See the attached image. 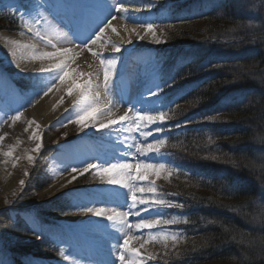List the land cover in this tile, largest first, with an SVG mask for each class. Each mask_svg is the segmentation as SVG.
<instances>
[{
  "label": "trees",
  "instance_id": "16d2710c",
  "mask_svg": "<svg viewBox=\"0 0 264 264\" xmlns=\"http://www.w3.org/2000/svg\"><path fill=\"white\" fill-rule=\"evenodd\" d=\"M169 10L161 95L176 100L167 123L180 127L168 132L164 150L177 161L180 172L161 180L158 190L166 199L174 196L185 205L189 222L180 225L186 239L172 252L168 264H264V228L249 224L259 212L258 198L264 193V173L258 167L264 163V81L258 78L264 71V52L240 48L246 43L248 47L249 37L260 29H252V19L241 13L234 0H185ZM189 27L207 41H248H231L224 53L205 54L200 48L181 46ZM2 29L16 32L19 27L8 16H0ZM249 68L253 74L247 73ZM210 116L215 121L208 120ZM252 162L257 165L255 171ZM225 185H235V190L229 193ZM44 205L55 214L64 215L67 210L61 199ZM17 222L26 228L19 234L22 239L31 234L21 220ZM157 246L147 245L148 251H159ZM13 250L18 261L29 253L45 259L57 256L46 237L24 241Z\"/></svg>",
  "mask_w": 264,
  "mask_h": 264
},
{
  "label": "snow or ice",
  "instance_id": "6c2138e0",
  "mask_svg": "<svg viewBox=\"0 0 264 264\" xmlns=\"http://www.w3.org/2000/svg\"><path fill=\"white\" fill-rule=\"evenodd\" d=\"M140 2L141 0H103V2L93 0V2L69 5L54 0L48 6L51 11L59 13L62 9L70 8L72 10L71 18L64 25L68 28V32L65 34L68 37L66 43L71 47H58L50 39L41 36L39 30L35 31V35L45 41L53 50H39L35 49L34 45H25L26 48L34 49L31 59L41 61V66L34 71L54 75L50 86L46 90L41 88L40 91L43 92L44 96H48L53 89L58 92L66 89L68 96L73 97L71 102L72 115L75 117L76 124L80 126L81 132L90 127L97 131H103L112 129L116 125H127L123 127V131L137 133L143 139L142 143L137 142L129 145V150L125 151L122 156L110 158L116 162H110L107 158L101 161L100 157H76L72 146H68V150L64 154L70 163L78 162L83 165L82 168H71L68 173L71 179L67 183L70 184L78 176L89 172V170H94L101 178L107 176V183L118 185L127 190L126 192L115 190L105 192L71 189L60 193L69 201L71 207L93 213L97 217H103L109 222L104 227L114 230L107 234L111 241H115L108 244L107 253L109 256H114V259L99 261L98 264H150V262L159 264L160 261H163V264H168V258L172 255L171 250H175L177 245L186 239L181 231L172 230L170 226L189 222L186 217L182 219L178 215H173L171 218L166 217L164 210L183 209L185 205L175 200L166 199L164 194L158 190V185L153 179V177L159 178L161 175L168 179L174 173L179 174L180 172V166L176 165L175 162L168 161L163 151L168 144V132L172 130V127H180L179 123L174 126L167 123L172 119L170 111L176 100L161 95L163 89L160 83H154L145 88V92L151 99H145L142 94L134 100L127 99L123 91L120 90V85L114 81V77L118 75L117 66L121 58L106 55V53H120L125 45L133 43V37L143 40L144 35L142 33H151L157 43L162 42L157 36L158 26L156 24L151 22L139 23L141 17L138 14L151 11L157 7L155 0H143V7H136L135 5ZM19 7H23V5ZM19 7L16 8V11H19ZM241 7L248 6L241 5ZM251 7L254 8L256 5L253 4ZM259 7L264 13V0H261ZM25 11L30 16L32 9L26 8ZM113 12L118 15H114ZM36 15L45 19L39 12ZM23 17L24 14L22 13V21ZM116 21H123V23L117 27V24L114 23ZM129 22L133 24L132 27H129ZM35 23H39V21L37 20ZM24 26L29 32L33 31L31 22L24 21ZM122 32L127 34L126 39ZM110 33L119 39H111ZM106 40L108 41L107 46ZM258 40L264 41V16L261 18L259 34H254L251 42L256 43ZM76 41L79 43L77 44ZM11 43L16 44L18 42L11 41ZM85 53H90L94 60L98 61V65L93 71H79L77 75L82 78V81L78 83L77 76L69 77V73L77 71L79 64L77 63L73 67V62ZM12 55H16L15 50H12ZM85 62L87 63V61ZM19 67L20 65L17 64V68ZM88 67L91 69L92 65L89 63ZM246 71L248 74H253L252 68L246 69ZM258 78L264 81V71L260 73ZM33 80L35 81L37 78L34 77ZM93 88L97 90L93 92ZM116 90H120V95H117ZM58 104H63V97L59 99ZM124 104H127L128 107L123 109V114H119ZM136 105L140 106L137 107ZM114 109L116 110L115 115L113 114ZM64 111L67 113L68 109ZM23 116L24 113L17 110L15 115L10 116L8 120H11L12 125H15ZM207 119L215 121L216 117L210 116ZM8 120L2 122L8 123ZM25 122L28 125L24 129L25 132H28L33 125L36 128L40 127L34 118L26 119ZM69 122H72L71 119ZM6 136L8 133L0 135V142L4 141ZM29 138L35 142V148L32 151L38 154L42 148L41 135L33 131ZM149 138H151V142H149ZM211 142L209 139V143ZM14 147L15 145H9L8 151L4 152L3 155L13 157ZM132 148H135V151H131ZM129 156L135 163L128 160ZM206 158L218 159L217 156ZM18 159L20 158L14 157V161ZM27 159L29 163H34L36 156L28 155ZM89 160L99 162H88ZM153 160L156 162H151ZM13 166H15V162ZM258 167L264 173V163ZM256 168L257 165L252 162L251 170L255 171ZM64 172H68L67 164L57 174L63 175ZM24 175H29L27 169H25ZM25 184L24 179L19 180L20 191L13 193L17 199L23 197ZM61 187L63 188L65 185H61ZM224 187L229 193L235 190V185H225ZM6 203L12 202L6 201ZM96 203H118V207L108 210L87 206ZM259 207L262 211L259 216H253V220L264 222V203H261ZM121 208L127 210L121 211ZM130 216L136 217L137 222L134 224L129 222ZM34 223L36 224L32 228L34 237L36 239L45 237L47 235L45 229L38 224V221H34ZM145 231H147V236L144 235ZM232 238L233 240L236 239L235 236ZM131 241H138L139 245L134 246ZM241 242H243L242 238ZM59 243H64V241ZM150 244H159L162 251H148L147 245ZM261 251L264 252V242L261 243ZM60 256L66 261L70 258L63 249L60 250ZM73 264H78V262L73 260Z\"/></svg>",
  "mask_w": 264,
  "mask_h": 264
},
{
  "label": "rangeland",
  "instance_id": "374dc122",
  "mask_svg": "<svg viewBox=\"0 0 264 264\" xmlns=\"http://www.w3.org/2000/svg\"><path fill=\"white\" fill-rule=\"evenodd\" d=\"M166 1L167 0H162L161 2L160 0H155L157 7L151 10V17L148 20L149 22L154 23L158 26L157 36L159 39H161L162 42L157 43L153 37L149 39L144 38L148 45L153 43L156 46L155 50H145L140 54L135 55L134 58H129V55L133 53L138 47V44H134L127 53V58L125 59L126 66L124 69L125 76L122 80V84L124 85V90L126 92L125 97L127 99H129V94L132 92V90L134 88H137V80L134 81L132 77L130 78L126 74L128 70H133L132 64L135 61L142 62L141 66H143L145 65L146 57L154 56L156 74H158V76L160 74V67L163 63V56L161 53L166 48L165 26L168 24L170 18L169 6H163L164 2ZM234 1L238 3L241 13H243L244 16H246L248 19H252V21L250 20V25L252 29L259 30L261 28V18L262 16H264L259 13V5L261 0ZM81 2H93V0H81ZM95 2H100V0H95ZM253 4H255L256 7H251V5ZM20 5H23V7H19ZM241 5H247L248 7H241ZM48 6L49 3L44 0H0V16H8L10 20L14 21V26L16 25L22 28L17 33L11 34H22L28 38V41L16 44L20 48L26 50L30 49V52H34V49L25 47V45H28L30 43L36 46L35 49H51V47L47 45L45 41L41 40L35 35L36 30H39L41 36H44L50 39L51 41L55 37L60 39L61 43L63 41L65 42V38L61 36L60 30L61 32L66 34L68 32V28L61 25L57 20H54V23H51L53 20V13ZM17 7H19V11H16ZM26 8L32 9L30 16L26 13ZM37 12H39L41 16H43L45 19H41L40 16H37ZM22 13L24 14L23 21L21 19ZM37 20L39 21V23H35V21ZM24 21L31 22L33 27L32 32H29L24 26ZM191 28L192 27H189V29L187 30L188 32L181 41V46L185 49L200 48L201 50H204V52H207L205 54L217 52L224 53L230 43H240L242 40H249L250 43L248 47V43H246L240 46V48L246 46V49L250 50L251 47H254V51L262 50L264 52V41L258 40L256 43L251 42L254 35L249 37L248 40L243 38L240 40L233 39L225 41L227 39H212L211 41H207L204 37L200 36L195 30ZM4 31L10 33L7 30ZM224 42L230 43L224 44ZM21 68L22 67L17 68V63L12 62L11 60H9L8 57L0 55V133L7 124L3 123L2 121L8 120V118L11 116L10 108H13L15 112L17 110L23 112L24 110L33 107L43 96V92L40 91V89L43 88L46 90V88L50 86V82L54 79L53 74L40 73L34 70L32 71ZM152 69L153 66L151 67V70ZM133 72H135V70L132 71V73ZM19 75H30V77L28 78V81H24L22 77H19ZM34 77L37 78V80L34 81ZM142 77L143 76H141V79ZM137 90L139 89H136V91ZM37 92H39V94H37ZM65 101H69L68 95H66ZM71 121V123L68 120L62 125L49 127L43 132L41 140L42 148L36 156L35 162H28L25 164L24 167L28 170L29 175H23L22 177V179L26 181L23 190V197L17 199V197L13 195V193H19L20 191L19 182L15 184L5 194H2L0 196V262H2V264H73V260L78 262V264H82L81 262H83L78 259L79 256L77 255L76 251L80 249L82 245L74 238L75 233L72 232V229L70 227H68V224L70 223L65 218L67 216H71L73 214V210H75L79 213H82V215L79 217V220H83V218L87 216L86 212L70 206L71 211L67 212L66 216L56 215L55 211H50L46 209L48 207H46L47 205L45 206L44 204L49 200L57 198H63L67 200L66 198L61 196L60 193L67 192L71 189L90 190L89 185H81L82 188L76 187L79 184V179L81 177H87V179L90 180L94 179L96 183H102L108 177L105 176L101 178V176L96 171L89 170V172L78 176L77 179L72 183H67L63 191L58 193L57 195H50L46 192H43V190L47 188L59 176L57 172L54 171V160L56 158H61L65 161H68L64 154L68 150L67 147L71 146L73 142L81 141L86 144L89 153L93 157H100L101 161L106 158L110 159L111 156H113L114 154L118 155L119 152L118 150H116V148L113 149L111 152L102 151V143L107 140V136L111 135V133L109 132L115 126L112 129H106L103 131H97L96 129L88 128L81 132L79 130L78 124H76L75 122V117H71ZM65 133H67V135H65ZM149 142H151V139L149 140ZM163 151L166 154V158L168 161L177 163V161H175L174 158L167 154L165 150ZM74 156L78 157L76 153H74ZM110 162H113V160H111ZM151 162L156 161L153 160ZM71 163L73 164V162ZM72 167H70L68 171H71ZM153 179H155L156 184L158 186L161 180H166L164 175H161V177L159 178L153 177ZM258 199L259 200L257 202V206L259 207L261 203H264V193L262 195L260 194ZM172 200L176 201V197L173 196ZM6 201H11L12 203H6ZM164 211L166 213L167 218H171L173 215H178L182 219L186 217V211L184 210V208L166 209ZM258 211L259 212H257L255 216L260 215L262 211L261 208ZM18 219L21 220L24 225L26 224L27 229L31 230V232L32 228L36 226L34 221H38V224L42 226L47 233L45 237L53 241L59 251L63 249L70 258L66 261L63 259V257L59 255V259L45 260L37 258L34 253H30L24 258H22L21 261L15 260L13 256L15 255L14 253L17 252L13 250L14 248L20 247L22 242L24 241L27 243H32L37 240L34 237L33 232L31 235H28L23 239L19 236L20 232H23L24 230H26V228L18 224ZM49 222H51L50 225H47L49 224ZM249 224L252 225V227L254 228L261 227L262 230L264 228V222H260L259 220L254 221L253 218L250 220ZM180 225H172L170 227L172 230L181 231L184 234L183 229L180 227ZM144 235L147 236V231L144 232ZM60 241H64V243H59ZM68 241L69 243H67ZM157 247L159 249V251L157 252L162 251V248L159 244ZM175 250L171 251L174 252ZM150 264H157V262H150Z\"/></svg>",
  "mask_w": 264,
  "mask_h": 264
},
{
  "label": "bare ground",
  "instance_id": "6f19581e",
  "mask_svg": "<svg viewBox=\"0 0 264 264\" xmlns=\"http://www.w3.org/2000/svg\"><path fill=\"white\" fill-rule=\"evenodd\" d=\"M47 3L51 4L54 2V0H44ZM59 2L66 3V4H78L81 2V0H59ZM100 2H103V0H100ZM136 7H143V0H141L140 3H137L135 5ZM53 13V20L51 23H54V20H57L61 25H65L67 20L71 18L72 16V10L70 8L68 9H62L59 13L52 11ZM114 15H118L117 13L113 12ZM67 17H66V16ZM141 19L139 23H145L149 22V18L151 17V11L148 12H142L138 14ZM117 24V27H119L120 24L123 23V21H116L114 22ZM133 24L129 22V27H132ZM122 31V30H121ZM61 36L64 37L65 42L63 41L62 43L60 42V39L58 38H53L52 43L57 44L58 47H71V45L66 44V37L65 33L61 32ZM144 35V38L149 39L152 37L151 33H142ZM111 39L118 40L119 38L116 37L114 34H109ZM123 37L126 39L127 34L122 32ZM11 41H17L18 43H23L28 41V38L22 34L14 35L11 33H8L6 31H0V55L1 56H6L11 60L12 62H15L22 67L21 69H28V70H34L37 69L41 66V61L39 60H33L31 59L33 52H30V49H22L18 45V43L13 44ZM79 41H77V44ZM30 44V43H29ZM105 44L107 46L108 41H105ZM138 44L137 49L129 55V58H134L135 55L140 54L144 50L148 49V46H146V40H140L135 37H133V43L125 45L124 48L120 53H106V55H112L116 57H120V62L118 63L117 66V73L118 75L114 77V81L116 84L120 85V90L123 91V94L126 95V92L124 90V85L122 84L123 77L125 76V59L127 58V53L129 52L130 48L134 45ZM32 45V44H31ZM36 48V46H35ZM12 50H15L16 55H12ZM41 50H47L51 51V49H41ZM87 61V63L85 62ZM46 63V62H45ZM79 64V68L75 73L70 72L69 77L77 76V81L78 83L82 81V78L78 77L77 73L79 71H93L97 68L98 61L94 60V58L91 56L90 53H85L81 55L80 57L77 58L75 62H73V67L76 66V64ZM92 65V68L90 69L88 67V64ZM142 62L140 61H135L132 64V68L136 71L135 74L132 75V78L134 81H140L141 75H145L147 68L141 66ZM146 63V61H145ZM136 86L139 87L140 83L136 82ZM62 87V86H61ZM97 89L93 88L92 91L95 92ZM120 90H116L117 95H120ZM66 95L67 91L66 89L62 91H56V89H53L51 93L48 94V96H42V98L31 108H28L23 111L24 116L20 121H18L15 125H12L11 120H8V123L6 126L3 128L1 131L0 135H3L4 133H8V136L5 137V140L0 142V196L2 194H5L7 191H9L15 184L19 182L20 179H22L25 171V164L28 163L27 156L28 155H35L37 156L38 154L34 153L32 150L35 148V142L31 140L29 137L32 135L33 131L38 132L41 135V140H42V134L43 132L48 129L49 127L53 126H59L64 123H66L71 117H74L72 115V107H71V102L73 97L69 96V101L66 102ZM75 96V93H74ZM63 97V104H58L59 99ZM128 105L124 104L123 107L121 108L119 114H123V109L126 108ZM9 108V106H8ZM11 109V116L15 115V111L13 108ZM68 109V112L66 113L64 110ZM113 114H116V110H113ZM35 119L36 122L40 125L39 128H36L35 125L32 126V128L29 129L28 132H25L24 129L28 127L26 124L25 120L26 119ZM79 126V125H78ZM118 126V125H116ZM91 128V127H90ZM80 130V126H79ZM86 130V129H85ZM151 138H149L150 140ZM139 142H143V139H139ZM105 143L107 145H102V151L103 152H108L113 150V144L111 145L110 139L105 140ZM9 145H15L13 148V157H5L3 155L4 152L8 151V146ZM72 150L73 153H76L78 157H93L89 151L88 148L86 147V144H84L81 141H75L72 143ZM118 150L119 154L118 155H113L116 157H120L123 155L125 151H128L129 149L123 148V147H114V149ZM68 149V147H67ZM131 151H135V148H132ZM14 157H19L20 159L14 161ZM112 157V156H111ZM110 157V158H111ZM128 160L132 163L135 161L132 160L131 156L128 157ZM95 160H89L88 162H94ZM111 161V159H109ZM15 162V166H13V163ZM113 162H116L113 160ZM54 171L58 172L63 169L64 165H68V169L70 167H77V168H82L83 165L79 164L78 162H73L70 163L67 160L63 159H55L54 162ZM68 172H64L63 175H59L47 188L43 190V192H46L50 195H57L58 193L62 192L64 187L62 188L61 185H67V181L71 179V176L68 174ZM75 175V173H73ZM51 186V187H50ZM92 190V189H91ZM115 191L119 192H126V189L120 188V186L116 185L114 187ZM112 190V191H113ZM95 191V190H93ZM121 199H123L121 197ZM112 205H118L113 204V203H96L94 205H87L88 207H95V208H104L108 209L109 206ZM121 211H126V208H121ZM85 212V211H84ZM86 217L83 218V220H79L78 222L75 223H70L68 224L71 229L73 230H80L83 232V236L79 234H75L74 238L76 241H78L82 246L80 249L76 250L77 255L79 256V260L83 261L81 262L82 264H98L99 261H103L104 259H100L95 252L90 248L89 244L87 243V240H91L96 242V239L93 236V232H96L97 234H101L102 238H104V241L102 243L98 242V246L100 249H104L105 247L108 248L109 243H114L109 239L108 236L103 234L99 228H98V221L102 217H97L93 213H88L86 212ZM129 222L131 223H136L137 218L134 216H130ZM109 223V222H108ZM134 234H137L134 232ZM80 237V238H79ZM86 241V242H85ZM69 243V241L67 242ZM131 244L134 246H138L139 242L138 241H131ZM111 259H114V256L111 257Z\"/></svg>",
  "mask_w": 264,
  "mask_h": 264
}]
</instances>
